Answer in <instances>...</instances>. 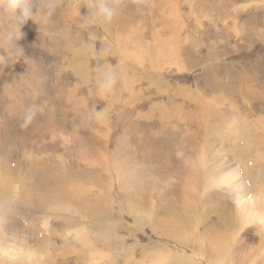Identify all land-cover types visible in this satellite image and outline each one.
<instances>
[{
  "label": "rangeland",
  "instance_id": "rangeland-1",
  "mask_svg": "<svg viewBox=\"0 0 264 264\" xmlns=\"http://www.w3.org/2000/svg\"><path fill=\"white\" fill-rule=\"evenodd\" d=\"M33 2L20 37L0 6V264H264V0Z\"/></svg>",
  "mask_w": 264,
  "mask_h": 264
},
{
  "label": "clouds",
  "instance_id": "clouds-1",
  "mask_svg": "<svg viewBox=\"0 0 264 264\" xmlns=\"http://www.w3.org/2000/svg\"><path fill=\"white\" fill-rule=\"evenodd\" d=\"M39 8L47 9L46 15L50 16L56 7L52 0H44L43 4H38ZM0 6H3L7 13L13 19L14 31L21 36V28L29 20L33 21L36 12H33V0H0ZM87 15L83 16V20L87 24H99L102 26L110 25L118 16L119 10L116 0H88ZM104 51L103 49L101 50ZM3 57H0L2 59ZM119 81V72L111 65L99 67L96 74L97 92L101 97H107L114 93ZM103 109L100 111L90 110L89 119L101 116ZM37 113L36 106H32L24 114L22 127H26L32 122Z\"/></svg>",
  "mask_w": 264,
  "mask_h": 264
},
{
  "label": "bare ground",
  "instance_id": "bare-ground-1",
  "mask_svg": "<svg viewBox=\"0 0 264 264\" xmlns=\"http://www.w3.org/2000/svg\"><path fill=\"white\" fill-rule=\"evenodd\" d=\"M263 207V206H262Z\"/></svg>",
  "mask_w": 264,
  "mask_h": 264
}]
</instances>
